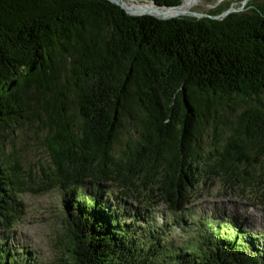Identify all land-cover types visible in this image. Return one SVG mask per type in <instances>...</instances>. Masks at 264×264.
I'll list each match as a JSON object with an SVG mask.
<instances>
[{"label": "trees", "instance_id": "16d2710c", "mask_svg": "<svg viewBox=\"0 0 264 264\" xmlns=\"http://www.w3.org/2000/svg\"><path fill=\"white\" fill-rule=\"evenodd\" d=\"M232 5L159 19L110 0H0V264H47L10 240L22 197L55 189L52 264H264V236L204 221L171 250L126 207L177 213L216 179L264 185V0L215 18Z\"/></svg>", "mask_w": 264, "mask_h": 264}, {"label": "rangeland", "instance_id": "374dc122", "mask_svg": "<svg viewBox=\"0 0 264 264\" xmlns=\"http://www.w3.org/2000/svg\"><path fill=\"white\" fill-rule=\"evenodd\" d=\"M132 1L136 2V0ZM227 2L233 3V8H240L243 0H197L187 11L193 9L207 12ZM136 3L151 6L145 0H138ZM16 146L19 150L35 151L34 156H41L43 153V149L40 151L39 146L25 134H17ZM229 186L228 182L224 183L216 179L213 187L194 190L195 195L187 210L178 213H174L165 202L151 208L137 204L134 198L128 200L126 207L130 214L135 213L138 218L142 215L145 219L151 220L162 235L167 248L171 250L184 248L187 245V239L194 236L193 232L197 228V223L203 219H221V223L223 220L233 219L238 227L242 225L253 237L264 236V196H262L264 185ZM22 199L25 202L27 214L24 220L13 229L15 234L12 235L10 242L17 250L26 247L27 250L31 249L42 262L52 264L60 255L58 248L62 249L61 246H64L63 241L61 244L59 242L60 230L63 227L62 195L55 189L45 194L27 193ZM142 202L146 204V198ZM222 225L224 230L232 226L231 223ZM0 237L3 238V234L0 233ZM61 253L63 254V249ZM61 257L64 258V256Z\"/></svg>", "mask_w": 264, "mask_h": 264}, {"label": "water", "instance_id": "95a60500", "mask_svg": "<svg viewBox=\"0 0 264 264\" xmlns=\"http://www.w3.org/2000/svg\"><path fill=\"white\" fill-rule=\"evenodd\" d=\"M111 1V0H110ZM250 0H243L242 5L240 8H230L226 12L222 13L220 16L215 17L216 19H220L221 17L226 16L228 13H235L238 11H241L243 7L249 2ZM115 3L116 5L120 6L123 10L126 11L127 14L133 15V16H140V15H151L154 17H157L159 19H170V18H175V17H209L207 14L198 12V11H188V12H183V11H178V9L181 7H174V8H161L156 5H151L147 8L141 9V10H135V11H130L127 8L126 2L124 0H115L111 1ZM170 13H176L175 15H169Z\"/></svg>", "mask_w": 264, "mask_h": 264}, {"label": "bare ground", "instance_id": "6f19581e", "mask_svg": "<svg viewBox=\"0 0 264 264\" xmlns=\"http://www.w3.org/2000/svg\"><path fill=\"white\" fill-rule=\"evenodd\" d=\"M115 1V0H111ZM126 2L127 8L130 11H135V10H141L144 8H147L149 6L138 4L132 0H124ZM197 0H184L182 6L178 9V11H185L188 12L189 8L196 2ZM176 13H170L169 15H175Z\"/></svg>", "mask_w": 264, "mask_h": 264}]
</instances>
